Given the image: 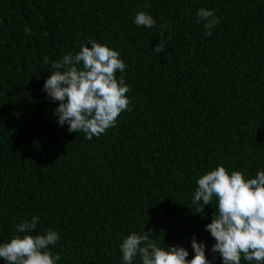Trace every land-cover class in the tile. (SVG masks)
Masks as SVG:
<instances>
[{
    "label": "trees",
    "instance_id": "1",
    "mask_svg": "<svg viewBox=\"0 0 264 264\" xmlns=\"http://www.w3.org/2000/svg\"><path fill=\"white\" fill-rule=\"evenodd\" d=\"M200 8L221 21L211 36ZM138 11L155 27L137 26ZM89 40L120 53L131 109L91 140L58 124L43 90ZM218 165L264 170V0H0V243L36 216L33 234L59 233L57 264H123V239L148 230L188 259L195 236L222 264L205 229L216 201L203 216L192 204Z\"/></svg>",
    "mask_w": 264,
    "mask_h": 264
},
{
    "label": "clouds",
    "instance_id": "2",
    "mask_svg": "<svg viewBox=\"0 0 264 264\" xmlns=\"http://www.w3.org/2000/svg\"><path fill=\"white\" fill-rule=\"evenodd\" d=\"M197 16L205 21L208 36L221 23L211 9L200 8ZM134 23L153 28L156 20L149 13L138 11ZM160 27L167 29L164 23ZM88 44L53 63L55 71L44 81L43 90L59 102L54 110L58 124L63 126L67 122L69 132H83L91 140L114 127L120 114L131 109L126 95L130 87L123 76L116 75L127 67L120 53L95 40ZM166 46L161 33L160 43L153 50L159 53ZM196 183L192 204L197 207L193 212L203 216L205 205H211L214 199L217 205V214H212L211 222L205 225L215 241L211 251L219 254L222 264H241L242 260L247 264H264V170L254 178H246L241 171L229 174L218 165ZM38 221L33 216L30 221L17 224L15 231L22 235L0 243V259L6 264H57L61 257L53 254L49 246L59 241V233L48 229L43 234H33ZM191 247L194 255L188 259L187 249L179 245L161 247L150 237L149 230L143 234L132 232L120 244L123 264H133L137 256L142 264H212L205 254L204 242L193 236Z\"/></svg>",
    "mask_w": 264,
    "mask_h": 264
}]
</instances>
